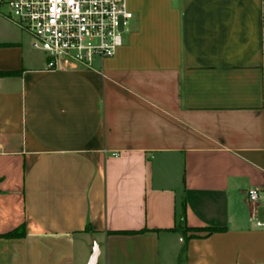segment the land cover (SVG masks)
<instances>
[{
    "label": "crops",
    "instance_id": "0c3cea01",
    "mask_svg": "<svg viewBox=\"0 0 264 264\" xmlns=\"http://www.w3.org/2000/svg\"><path fill=\"white\" fill-rule=\"evenodd\" d=\"M126 7L114 57L58 71L0 15V264H264V0ZM183 204L224 231L182 253Z\"/></svg>",
    "mask_w": 264,
    "mask_h": 264
},
{
    "label": "built area",
    "instance_id": "2783aa9c",
    "mask_svg": "<svg viewBox=\"0 0 264 264\" xmlns=\"http://www.w3.org/2000/svg\"><path fill=\"white\" fill-rule=\"evenodd\" d=\"M0 15L32 37L49 71L90 68L97 58L114 57L133 17L126 0H0ZM247 196L256 204L263 192L251 188Z\"/></svg>",
    "mask_w": 264,
    "mask_h": 264
},
{
    "label": "trees",
    "instance_id": "16d2710c",
    "mask_svg": "<svg viewBox=\"0 0 264 264\" xmlns=\"http://www.w3.org/2000/svg\"><path fill=\"white\" fill-rule=\"evenodd\" d=\"M7 74L9 73H3V72H0V76H6ZM185 221H186V212H185V204L182 205V213L181 215L179 216V219H178V223L177 225L170 229V231H175V232H180L183 236H184V239H185V244H184V248L182 250V253H185L186 250H187V244H188V241L191 239V238H194L195 235L193 236H189L188 233L189 232H196V231H206L207 232V235H211L215 232H222L224 231L223 228H215V227H210V228H206V229H192V228H188L186 225H185ZM142 232H145V231H142ZM117 233H120V234H138L139 232H117ZM26 235V232H25V226H21L20 228L8 233L5 235V237L7 238H22Z\"/></svg>",
    "mask_w": 264,
    "mask_h": 264
},
{
    "label": "water",
    "instance_id": "95a60500",
    "mask_svg": "<svg viewBox=\"0 0 264 264\" xmlns=\"http://www.w3.org/2000/svg\"><path fill=\"white\" fill-rule=\"evenodd\" d=\"M96 258V257H95ZM95 258L93 259V261L95 260Z\"/></svg>",
    "mask_w": 264,
    "mask_h": 264
}]
</instances>
